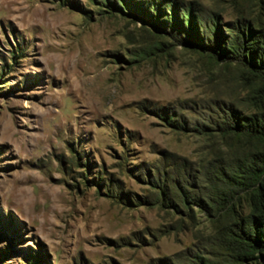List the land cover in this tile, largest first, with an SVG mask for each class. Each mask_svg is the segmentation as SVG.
Wrapping results in <instances>:
<instances>
[{
	"label": "rangeland",
	"instance_id": "374dc122",
	"mask_svg": "<svg viewBox=\"0 0 264 264\" xmlns=\"http://www.w3.org/2000/svg\"><path fill=\"white\" fill-rule=\"evenodd\" d=\"M260 22L264 0H0V264L215 260L193 129L237 94L225 39Z\"/></svg>",
	"mask_w": 264,
	"mask_h": 264
},
{
	"label": "trees",
	"instance_id": "16d2710c",
	"mask_svg": "<svg viewBox=\"0 0 264 264\" xmlns=\"http://www.w3.org/2000/svg\"><path fill=\"white\" fill-rule=\"evenodd\" d=\"M153 8L162 11L160 5ZM176 12L173 8L172 20L185 30ZM182 17L188 18L190 36L197 37L193 13ZM162 21L158 15L160 24H168ZM258 25L225 39V58L239 68L237 94L224 105L215 128L193 129L211 140L210 150L217 155L202 174L206 198L201 201L216 218L217 252L215 260L202 259V264H264V22ZM210 30L223 38L214 26Z\"/></svg>",
	"mask_w": 264,
	"mask_h": 264
}]
</instances>
